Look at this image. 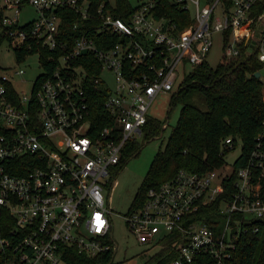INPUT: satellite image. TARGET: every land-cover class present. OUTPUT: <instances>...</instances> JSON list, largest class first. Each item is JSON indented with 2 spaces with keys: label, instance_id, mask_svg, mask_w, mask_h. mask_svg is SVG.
I'll return each mask as SVG.
<instances>
[{
  "label": "built area",
  "instance_id": "built-area-1",
  "mask_svg": "<svg viewBox=\"0 0 264 264\" xmlns=\"http://www.w3.org/2000/svg\"><path fill=\"white\" fill-rule=\"evenodd\" d=\"M136 1L125 19L116 0H0V43L42 67L30 93L17 89L24 69H0V264H71L69 246L115 254L106 192L127 145L143 137L157 94L177 91L207 60L217 31L231 30L225 55L245 46L264 62V12L253 14L261 0H231L229 8L170 0L191 12L183 28L158 15L167 0ZM97 88L105 91L99 112ZM225 145L241 147L231 165L229 152L208 172L180 169L125 216L140 243L158 246L155 254L167 245L177 253L168 264L205 254L210 264H231L237 241L264 224V129L247 157L241 139ZM217 202L208 223L203 210Z\"/></svg>",
  "mask_w": 264,
  "mask_h": 264
},
{
  "label": "trees",
  "instance_id": "trees-1",
  "mask_svg": "<svg viewBox=\"0 0 264 264\" xmlns=\"http://www.w3.org/2000/svg\"><path fill=\"white\" fill-rule=\"evenodd\" d=\"M98 5L104 0H90ZM214 1V0H212ZM229 8L231 0H222ZM117 15L129 19L135 10L131 0H116ZM264 12V0L258 2L253 14ZM158 15L171 18L180 28L192 21L191 12L182 9L170 0L166 7L159 10ZM64 28L69 27L63 23ZM231 30L224 31L226 45L230 39ZM118 39L115 37L113 42ZM1 41V39H0ZM247 47L243 46L239 55H222L216 67L205 60L197 65L186 76L183 85L172 95V108L181 105V114L173 128L167 146L154 157L146 177L139 188L129 211L143 205L149 188L174 177L180 169L205 173L221 167L231 149L226 147L228 137L243 142V157H247L254 145L256 136L264 129V88L262 78L256 75L264 67V62L258 58L256 50L246 54ZM94 73L90 71V76ZM98 93L94 99L96 112L102 111L104 90L95 89ZM163 122L149 116L144 127L143 141L159 136ZM140 141L130 142L116 169L119 172L130 158L141 150ZM220 202L203 210L206 221L213 220ZM176 234L173 235V238ZM167 245L158 253L151 256L144 264H168L177 258V253ZM64 259L71 264H115L114 252L108 251L96 257L79 252L77 248H66ZM213 258L208 255L197 257L190 264H210ZM231 264H264V224L257 233H247L238 241L233 252Z\"/></svg>",
  "mask_w": 264,
  "mask_h": 264
},
{
  "label": "rangeland",
  "instance_id": "rangeland-1",
  "mask_svg": "<svg viewBox=\"0 0 264 264\" xmlns=\"http://www.w3.org/2000/svg\"><path fill=\"white\" fill-rule=\"evenodd\" d=\"M131 1L134 4L137 3L136 0ZM216 12L219 16V7ZM224 44V32H215L214 44L207 57V61L211 66L216 67L222 55L225 54ZM10 68L25 70V73L21 76L22 81L17 84V89L26 93L31 92L34 81L42 73V67L37 56L33 55L24 61H19L10 42L3 41L0 43V69L8 70ZM192 69L193 66L190 64L186 66L187 73ZM260 72L264 88V67ZM172 95L171 92H160L154 98L148 113L151 117L163 122L161 134L146 141H143V137L140 138L139 141L142 143L140 152L132 156L126 165L119 172H116L117 184L111 195L106 192V196L111 197L110 207L113 209L111 215L112 234L115 243L118 244L114 254L115 264H144L158 250L156 245L143 244L137 240L128 228L125 216L132 207L155 155L166 148L172 130L180 117L181 105L177 103L172 108ZM240 152L241 147H238L228 154L227 162L229 165L238 157Z\"/></svg>",
  "mask_w": 264,
  "mask_h": 264
},
{
  "label": "water",
  "instance_id": "water-1",
  "mask_svg": "<svg viewBox=\"0 0 264 264\" xmlns=\"http://www.w3.org/2000/svg\"><path fill=\"white\" fill-rule=\"evenodd\" d=\"M256 75H257L258 77H261V72H260V71L257 72Z\"/></svg>",
  "mask_w": 264,
  "mask_h": 264
}]
</instances>
